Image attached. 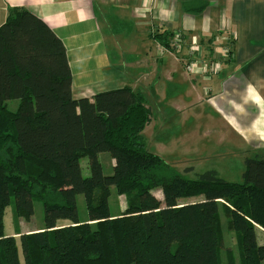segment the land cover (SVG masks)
Segmentation results:
<instances>
[{"label": "trees", "instance_id": "obj_1", "mask_svg": "<svg viewBox=\"0 0 264 264\" xmlns=\"http://www.w3.org/2000/svg\"><path fill=\"white\" fill-rule=\"evenodd\" d=\"M0 26V264H235L224 248L221 209L239 264H264V149L244 159L241 179L214 170L188 179L152 153L143 136L151 110L129 87L74 99L60 39L25 8ZM155 38L169 49L167 34ZM17 101V109L7 102ZM108 153L112 173L97 156ZM88 159V177L79 161ZM111 189L125 206L111 215ZM155 191L160 192L157 198ZM87 220L80 222L76 196ZM201 197L194 202H182ZM28 221L33 203L44 226L3 233L4 210ZM17 236V237H16ZM17 239H16V238Z\"/></svg>", "mask_w": 264, "mask_h": 264}, {"label": "crops", "instance_id": "obj_2", "mask_svg": "<svg viewBox=\"0 0 264 264\" xmlns=\"http://www.w3.org/2000/svg\"><path fill=\"white\" fill-rule=\"evenodd\" d=\"M16 7L62 42L74 99L129 87L157 109L158 122L150 121L142 133L150 151L156 145L152 153L165 152L168 144L178 156L184 141L156 139L154 128H168L172 112L175 126L185 127L200 114L198 104L207 110L206 123L220 126L221 143L230 151L250 157L264 149V0H0V26ZM163 33L169 41L180 35V46L165 48L155 38ZM191 48L201 62L219 63L220 72L187 74ZM190 128L181 135L195 143Z\"/></svg>", "mask_w": 264, "mask_h": 264}, {"label": "rangeland", "instance_id": "obj_3", "mask_svg": "<svg viewBox=\"0 0 264 264\" xmlns=\"http://www.w3.org/2000/svg\"><path fill=\"white\" fill-rule=\"evenodd\" d=\"M17 101H9L7 102V109L9 111L14 112L17 109ZM196 110L200 113L197 118H193L190 122H187L185 127L183 126H175L176 122H178V117L172 112V119L171 123H168L166 129L162 132V127L158 125L154 128V133L152 137H156L159 140H182L184 141L183 144H180L179 148L181 151L179 152L178 156H173L171 150L173 147H168L165 152H158L156 153L162 161L170 165L176 173L183 175L185 178L188 179H196L200 174L208 170H214L218 173V175L229 182H237L241 179L242 169H244V159L247 157L246 154H243L245 158H242L243 155L238 152L230 151V147L227 143H221L222 135L221 129L219 125L210 126L205 121L204 114L207 110H204L202 104L196 105ZM153 110V109H152ZM151 110V111H152ZM150 111V112H151ZM153 110L151 113V121L158 122V112ZM162 116L168 117L165 115L163 110ZM167 113V112H166ZM210 113H208L209 115ZM206 116V118L208 117ZM156 124V123H155ZM192 125H196L195 128H190ZM192 131L195 130V135L198 138V141L189 142L186 137L181 135L182 133L188 131V129ZM174 134L173 137H165V135ZM164 135V136H163ZM151 144V143H150ZM146 145L149 146L147 143ZM236 146V145H235ZM156 145L152 144L151 151H154ZM197 148V149H196ZM151 149V148H150ZM183 157V158H181ZM249 157V156H248ZM185 159L180 160L179 163H175L176 159ZM98 162L101 164L102 168V175L109 176L112 173L113 167V159L108 153H101L97 156ZM87 161L88 159L83 158L79 161L81 167V177H88L89 171L87 168ZM155 195L157 198H160V192L155 191ZM161 199V198H160ZM84 198L82 195L76 196V209L77 215L80 222H84L87 220V212L85 208ZM108 200L109 211L111 215H115L118 211H121L122 208L125 206V199L124 197L117 196L113 189H111V193ZM201 200V197L195 199H188L182 202H194ZM13 199L10 200L8 206L4 210V215L2 216V223H3V233L5 236L16 235V233H23L24 230H30L33 228H43L44 221H43V208L42 204L38 201H34L33 203V214L28 221L23 219H18L17 216L14 215V204ZM219 217H220V224L223 233V241H224V248L230 251L235 259V264H239L238 259V251L236 246V240L232 232H229L226 227V220L225 217L219 208ZM257 236V243L264 244V233L261 231L256 232ZM17 237V236H16ZM15 237V238H16ZM17 239V238H16ZM18 247V257L20 264H23V257L22 253H20L19 242L17 241ZM226 256L227 254L222 251L221 253V264H226Z\"/></svg>", "mask_w": 264, "mask_h": 264}, {"label": "built area", "instance_id": "obj_4", "mask_svg": "<svg viewBox=\"0 0 264 264\" xmlns=\"http://www.w3.org/2000/svg\"><path fill=\"white\" fill-rule=\"evenodd\" d=\"M225 41L228 43L227 39ZM181 42L182 40L180 35L176 34L174 38H172V40L169 41V49H177L180 46ZM229 49H230V45H228V49L224 48L223 51L226 53L227 51H229ZM188 56L191 60L188 64L185 65V70L187 74H200L202 76H207V74L208 75L218 74L220 72L221 68L219 63L201 62L200 53L199 51L197 52V49L191 48V51L189 52Z\"/></svg>", "mask_w": 264, "mask_h": 264}]
</instances>
